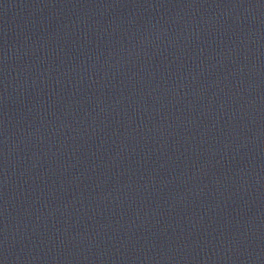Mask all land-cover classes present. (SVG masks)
<instances>
[{
    "label": "water",
    "instance_id": "95a60500",
    "mask_svg": "<svg viewBox=\"0 0 264 264\" xmlns=\"http://www.w3.org/2000/svg\"><path fill=\"white\" fill-rule=\"evenodd\" d=\"M0 264H264V0H0Z\"/></svg>",
    "mask_w": 264,
    "mask_h": 264
}]
</instances>
